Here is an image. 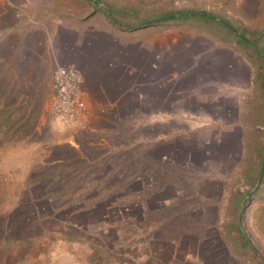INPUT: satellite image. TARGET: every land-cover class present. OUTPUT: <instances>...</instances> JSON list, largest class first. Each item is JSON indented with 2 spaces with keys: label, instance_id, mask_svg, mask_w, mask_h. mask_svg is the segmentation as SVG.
Wrapping results in <instances>:
<instances>
[{
  "label": "rangeland",
  "instance_id": "rangeland-1",
  "mask_svg": "<svg viewBox=\"0 0 264 264\" xmlns=\"http://www.w3.org/2000/svg\"><path fill=\"white\" fill-rule=\"evenodd\" d=\"M3 1L18 22L53 29L81 17L83 27L125 31V45L133 34L166 29L192 34L191 49L209 37L226 67L203 84L215 102L196 110L208 116L199 119H148L153 104L125 83V113L93 127L88 105L86 125L61 129L49 116L52 94L34 116L26 113L33 90L19 88L0 110V264H92L100 245L125 249L138 264H264V176L257 179L264 97L253 84L255 66L213 24H143L161 13L205 10L260 31L264 0ZM195 91L179 90L177 104L167 103L168 94L161 110L181 114Z\"/></svg>",
  "mask_w": 264,
  "mask_h": 264
},
{
  "label": "crops",
  "instance_id": "crops-1",
  "mask_svg": "<svg viewBox=\"0 0 264 264\" xmlns=\"http://www.w3.org/2000/svg\"><path fill=\"white\" fill-rule=\"evenodd\" d=\"M10 8L0 0L1 111L2 103L12 104L23 86L33 90L26 113L39 114L45 95L53 97L54 67L72 66L81 75L93 127L109 114L125 113V83L137 88L141 103L153 104L146 113L148 119L208 118L195 113L215 102L206 98L209 92L203 84L211 74L217 75L221 65L226 67L220 53L208 45L209 37L203 38V47L191 49L186 36L192 34L166 29L154 31L151 38H145V33L133 34L136 38L125 45V31L110 25L83 27L82 18L78 17L73 24L57 23L48 29L43 23L18 22L8 11ZM211 66L216 67L212 70ZM184 88L200 89L192 93L194 101L190 106L181 114L178 109L162 111L163 100L170 95L173 98L167 103L177 104L179 90ZM168 89H174V93ZM97 248L100 251L96 255L100 257L93 255L96 260L92 264H138L125 249L111 251L104 245Z\"/></svg>",
  "mask_w": 264,
  "mask_h": 264
},
{
  "label": "trees",
  "instance_id": "trees-1",
  "mask_svg": "<svg viewBox=\"0 0 264 264\" xmlns=\"http://www.w3.org/2000/svg\"><path fill=\"white\" fill-rule=\"evenodd\" d=\"M88 1H91L95 5H98L99 3L97 0ZM105 11L108 19H111L112 24L115 25V22L111 18L110 14L112 12L114 13V11L111 8L110 10L107 9ZM143 24H145L146 27H198L199 29L204 26L210 27V24H213L216 28H220L222 31L221 34L223 35V39L227 37L235 38L239 49L238 51L242 53L247 58V60L255 66L253 84L255 85L256 89L262 92V95L264 97V27L260 31H253L249 29L244 30L240 27H235V25L231 24L230 22L205 10H183L161 13L157 15V17L153 18V20H148ZM263 176L264 147L262 148V156L259 163L257 179H259L260 181Z\"/></svg>",
  "mask_w": 264,
  "mask_h": 264
},
{
  "label": "built area",
  "instance_id": "built-area-1",
  "mask_svg": "<svg viewBox=\"0 0 264 264\" xmlns=\"http://www.w3.org/2000/svg\"><path fill=\"white\" fill-rule=\"evenodd\" d=\"M52 104L49 116L61 129L83 127L88 122L89 107L84 97L83 81L73 67L55 66L51 77Z\"/></svg>",
  "mask_w": 264,
  "mask_h": 264
}]
</instances>
